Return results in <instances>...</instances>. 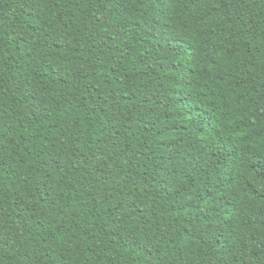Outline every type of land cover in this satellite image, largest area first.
<instances>
[{"label":"trees","instance_id":"trees-1","mask_svg":"<svg viewBox=\"0 0 264 264\" xmlns=\"http://www.w3.org/2000/svg\"><path fill=\"white\" fill-rule=\"evenodd\" d=\"M0 264H264V0H0Z\"/></svg>","mask_w":264,"mask_h":264}]
</instances>
